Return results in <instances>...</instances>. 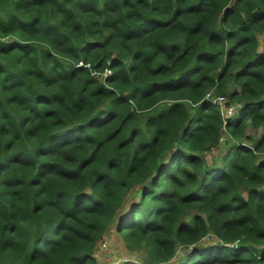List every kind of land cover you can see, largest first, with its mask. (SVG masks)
Listing matches in <instances>:
<instances>
[{"label": "trees", "instance_id": "obj_1", "mask_svg": "<svg viewBox=\"0 0 264 264\" xmlns=\"http://www.w3.org/2000/svg\"><path fill=\"white\" fill-rule=\"evenodd\" d=\"M112 225L117 264H264V0H0V264Z\"/></svg>", "mask_w": 264, "mask_h": 264}, {"label": "rangeland", "instance_id": "obj_2", "mask_svg": "<svg viewBox=\"0 0 264 264\" xmlns=\"http://www.w3.org/2000/svg\"><path fill=\"white\" fill-rule=\"evenodd\" d=\"M218 103L219 101L216 100ZM221 109L223 110L225 117H230L232 113H237V106L225 107L224 102L221 103ZM228 113H226V111ZM248 133L255 138H258L263 130L255 131L252 128L249 129ZM232 141L229 136L224 133L222 142L218 149L211 150L204 153L202 158L207 160L208 167L219 166L222 162V158L227 153ZM96 256L99 259L100 264H117L121 262H132V263H145L146 253L144 250L130 251L127 249L121 236L117 233L115 226L112 225L108 232L105 234L103 240L99 243L97 248Z\"/></svg>", "mask_w": 264, "mask_h": 264}, {"label": "built area", "instance_id": "obj_3", "mask_svg": "<svg viewBox=\"0 0 264 264\" xmlns=\"http://www.w3.org/2000/svg\"><path fill=\"white\" fill-rule=\"evenodd\" d=\"M110 74V71H107L105 74H104V77H106L107 75H109ZM219 102H222V100H220V99H217Z\"/></svg>", "mask_w": 264, "mask_h": 264}, {"label": "clouds", "instance_id": "obj_4", "mask_svg": "<svg viewBox=\"0 0 264 264\" xmlns=\"http://www.w3.org/2000/svg\"><path fill=\"white\" fill-rule=\"evenodd\" d=\"M237 243H239V241H237Z\"/></svg>", "mask_w": 264, "mask_h": 264}]
</instances>
